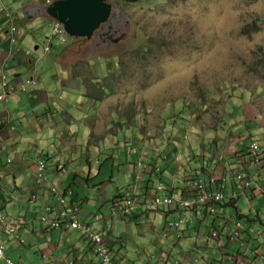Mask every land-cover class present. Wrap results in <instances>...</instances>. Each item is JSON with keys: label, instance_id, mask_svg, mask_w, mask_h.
Returning <instances> with one entry per match:
<instances>
[{"label": "rangeland", "instance_id": "1", "mask_svg": "<svg viewBox=\"0 0 264 264\" xmlns=\"http://www.w3.org/2000/svg\"><path fill=\"white\" fill-rule=\"evenodd\" d=\"M41 2L0 0V6L19 16L23 32L13 45L17 52H25L22 59L13 58L14 69L21 73L17 82H26L35 74V88L51 99L34 105L30 101L33 95L26 92L10 96L7 110L21 134L16 140L18 149L13 147L5 154V161L11 157L8 169L27 175L26 179L36 175L35 160L44 158L51 182L62 190L72 185L79 193L82 218L96 210L112 215V198L132 181L130 147L138 148L132 139L138 133L147 152L154 138L158 150L162 147L169 159L176 157L175 148L187 149L191 142L198 149L197 139L217 150L213 137L228 146L240 134L242 145L255 139L264 146V0H111L112 15L92 38L78 37L69 44L54 37L57 46L49 53L46 44L53 19L42 14L29 19L25 14L27 4ZM252 86L257 92H251ZM233 98H237V117ZM191 102L201 108L197 123L189 119ZM128 110L139 115V124L123 113ZM70 116L77 121H67ZM165 130H172L169 144L162 140ZM235 144L240 145V140ZM59 162L68 170H57ZM159 182L155 177V184ZM16 203L26 205L13 193L8 206L0 200V207L15 216ZM148 206L140 216L114 215L105 225L118 264H165L170 258L174 240L164 235V229L179 214L169 213L168 208L164 212L152 199ZM41 224L40 219H33V230L28 228L23 234L31 249L25 257L27 263L34 261L35 253L39 258L41 241H45L39 237ZM192 232L194 236L182 239V245L192 240L205 242ZM79 233L68 231L69 236L60 240ZM200 247L198 264H204L209 256ZM215 249V264H232L221 261ZM55 255L54 259L70 261L66 246ZM168 264H175L172 258Z\"/></svg>", "mask_w": 264, "mask_h": 264}, {"label": "clouds", "instance_id": "2", "mask_svg": "<svg viewBox=\"0 0 264 264\" xmlns=\"http://www.w3.org/2000/svg\"><path fill=\"white\" fill-rule=\"evenodd\" d=\"M54 1L42 0L41 5L33 6L32 4H27L25 6V14L29 19L30 16L36 15L35 17H37L40 14L53 19L51 23L52 33L48 38V44H46L47 53L51 52L54 46H57L52 41L54 37H59L64 43H72L78 37L89 39L87 36H72L63 23L48 13L47 7ZM108 2L111 3V0H108ZM112 12L113 4L111 15ZM7 13H10L11 16ZM110 29L108 25L106 28L108 35H110ZM22 36L23 32L19 24V16L9 9V7L2 4L0 6V38L6 44L7 50L5 51L6 55L4 58L0 60V110L2 111L4 109L3 112L7 113L9 112L7 107L10 96L19 92H26L33 95L31 97L33 100H38V95L41 96L42 94L38 88H35L37 84V80L34 77L35 74L31 78H28L26 82H17L20 79L19 75L21 73L16 75L17 70L13 67V58L20 60L23 58L25 52L19 50L21 52L20 55L13 48V45L21 40ZM71 37L74 39L70 40ZM66 47L68 45L61 50L59 56L63 55L62 53L67 49ZM30 61L31 63L33 62L31 57ZM37 74L39 75L38 80H42V76L38 71ZM257 84H261V82ZM252 87L253 90L251 92H257L255 89L256 86ZM79 88L81 89L82 85ZM237 89L235 88L234 91H237ZM88 93L89 89L87 96L90 99L91 96ZM252 93H250V97H252ZM94 98L100 101V98ZM256 98L261 99L259 96H256ZM50 100L49 98L48 101H45L50 103ZM236 100L237 98H233L231 103L232 107H234L233 115L235 117L238 116V104ZM196 105L197 103L191 102V105L189 103L188 106L191 113L189 119L192 123H197L199 120L197 116L201 108L196 109ZM123 113L126 114L129 120H135L139 124L137 119L139 115L136 112L132 114L128 110V112ZM176 116L178 115L176 114L173 118ZM179 117L182 118V116ZM72 119H76V116ZM129 120L125 125L129 123ZM143 120L144 118L142 119V123H144ZM120 123L124 124L121 120ZM172 125H176V121ZM141 126L143 125L140 124ZM182 127L186 128L184 125ZM142 128L144 129L143 131H146L145 126ZM17 131L19 130L9 114L7 118L1 119L0 117V187H3L6 182L8 184L15 183L16 186L11 192L12 199L14 193L17 198L24 200L26 203V205L13 204V208L17 210L15 216L10 215L8 212H3L0 207V264H50L59 259H54L55 254H60L63 250V242H65V240L61 241L60 238L65 234L68 237V231L80 232L79 235H72L73 237L70 236L66 239L72 245L74 243L78 244L79 241L86 244V247L81 245L75 247L69 257L70 262L68 264H104L100 256L95 252V245L92 242V238L87 237L84 227L69 226V221L73 218V214L69 212L70 208L76 211V218L82 224H86L94 233L103 236L112 251L115 262L118 263L117 257L113 253V248L110 243L111 240L107 236L105 226L98 225L103 219L102 211H91L85 218H82L81 212L83 209L82 204L79 203V193L72 186L62 190L57 183L54 181L51 182L47 175V163L44 158L39 157L35 160L37 172L34 178L29 176L23 179L20 176L26 177L27 175L19 174L14 169H8L7 163L13 162V159L8 157L5 161V154H9L13 147L18 149V142L16 140L18 139V133L20 131L16 133ZM171 132L172 130L164 131L162 136L163 142L169 144L171 138L168 137V133ZM213 138V142L217 144V150L207 147L206 144H203V142L197 139L200 145L198 149L191 142L187 149L175 148L176 157L169 159L162 147L158 150L159 146L154 138H151V146L147 152L146 145L142 144V135L139 133L136 134L132 139L136 141L138 148L130 147L132 153L131 159L129 158L130 164L134 167L132 181L123 192H117L115 198H112L116 202L112 205V215L110 217L113 218L114 215L119 217L126 215H132L134 217L140 216L141 211L139 208L147 203V201H149V205L152 199L153 203L158 205L159 209L162 208L164 212L167 211L165 208H168L169 213L179 214V216L175 215V218H170L164 229V235L174 240L172 251L168 253V256L173 259L175 264H193L186 261L185 251L187 249L195 250L198 241L195 240V242L187 246L180 243L184 238L193 237L194 232L192 231L196 232L197 237H204L205 242H208L206 251L209 256V261L206 260L205 264L216 263V260L213 259L216 255V247L221 254V261L223 262L230 261L232 264H264V248H262L264 243L262 242L254 246L251 242V239L262 240L264 235V229L257 227V224L263 220L262 215L264 214L263 209L260 208V206L264 207V146L259 140L255 139H252L244 145L241 144L239 147L232 145L233 143L224 146L218 142L217 137ZM237 138H241V135L239 134ZM63 139L65 140L66 138L63 136ZM254 142L259 145L256 149L257 152L252 147ZM231 146H233L232 149H230ZM154 150H157V152H153ZM133 155H136L135 159ZM152 161L155 162V168L154 165L152 166ZM201 161L204 163L198 166ZM40 162H44V170L40 168ZM226 169H228V173L223 171ZM59 170H67V167ZM43 172L44 176L42 177L41 174ZM11 176L13 177L11 178ZM155 177L160 179L158 184H155ZM19 179L21 181L20 183ZM191 181H199L203 184V188H201L200 183L195 185L193 189L196 191L205 190L211 192L213 195L220 194L221 198L203 205L196 204L195 207H186L180 203L168 205L156 202L157 197L163 196L165 192L182 191L185 195V187L187 185L190 186L189 183ZM136 185L138 186V191L135 195V207L133 210L127 211V194ZM160 186H162V190L159 188ZM153 188L156 189L154 196H152L154 192ZM76 195L79 198H76ZM256 200H258L260 206L255 203ZM7 202H5V208L8 206ZM33 206L36 210L32 209ZM65 210H68V216H63ZM198 210L202 212V216L197 215ZM34 212L39 215L33 216ZM35 218L42 221L39 227V237L45 241L44 243L41 241L42 245L38 254L39 258H37L38 256L35 253L34 261L27 263L25 257L29 255L31 249L28 248L27 239L23 234L28 228L33 230L31 225ZM181 220L185 222L180 223L179 221ZM96 222L99 223L94 225ZM171 222H179V225L177 227L172 226ZM202 225H204L203 228ZM59 232L62 235H59ZM246 234L250 238L248 241L247 236H245ZM82 240L84 241L82 242ZM213 242L216 243L213 244ZM47 247H50V249H47ZM54 249L56 253L53 251ZM79 252L82 253L81 256ZM195 254L196 252L192 256ZM91 255H94L97 259L93 260L90 258ZM170 258L165 261V264L169 263ZM192 259L196 264V259Z\"/></svg>", "mask_w": 264, "mask_h": 264}, {"label": "built area", "instance_id": "3", "mask_svg": "<svg viewBox=\"0 0 264 264\" xmlns=\"http://www.w3.org/2000/svg\"><path fill=\"white\" fill-rule=\"evenodd\" d=\"M9 16H11L10 13H7ZM258 143L254 142L252 144V147L255 149L254 151L257 152ZM40 168L42 170L45 169L44 162H40ZM42 177L44 176V172L41 174ZM200 183L201 188H203V184L199 181H191L189 184L185 187V195L182 192L179 191H172V192H165L163 196L157 197L156 202L160 204H174V203H180L181 205H184L186 207H195L196 204L203 205L212 202L213 200L220 199L221 195H213L211 192H207L205 190L202 191H196L193 189L195 185H198ZM162 190V186L159 187ZM138 191V186L136 185L131 191L127 194V211H131L134 209L136 204V198L135 195ZM194 191V192H193ZM69 212L73 214V218L69 221V226L71 227H84L86 230L85 233L87 237L92 238V242L95 245V252L100 256L101 260L104 264H117L114 260V256L112 254V251L103 238L102 235L94 233L86 224H82L77 217L76 211L72 208L69 209ZM75 213V215H74ZM198 216H202V212L200 210L197 211ZM63 216H68V210H65L63 212ZM180 223L185 222L184 220L179 221ZM179 222H171L172 226L179 225Z\"/></svg>", "mask_w": 264, "mask_h": 264}, {"label": "water", "instance_id": "4", "mask_svg": "<svg viewBox=\"0 0 264 264\" xmlns=\"http://www.w3.org/2000/svg\"><path fill=\"white\" fill-rule=\"evenodd\" d=\"M48 13L63 23L72 36L91 38L112 11L108 0H55Z\"/></svg>", "mask_w": 264, "mask_h": 264}, {"label": "crops", "instance_id": "5", "mask_svg": "<svg viewBox=\"0 0 264 264\" xmlns=\"http://www.w3.org/2000/svg\"><path fill=\"white\" fill-rule=\"evenodd\" d=\"M7 50V47H6V44H4L3 43V41L1 40V38H0V60L2 59V58H4V56L6 55V51ZM15 57V56H14ZM19 73V71L17 70V72H16V75H19L18 74ZM71 88H72V86H71ZM72 90V89H71ZM39 92L40 93H44V92H42V91H40L39 90ZM45 95H46V97L45 98H43L42 96H39L38 95V100H33L32 98L30 99V101H31V103L32 104H37V103H39V102H44L45 100L46 101H48L49 100V97H48V94L47 93H44ZM4 111V109H2V111L0 110V117H1V119L3 118H7L8 117V114H9V116L11 117V119H13V114H12V112H3ZM74 116H70L69 117V119L68 120H71L72 118H73ZM67 120V121H68ZM75 121H77V119L75 120ZM19 131H17L16 133H18ZM19 135H18V138L20 137V132L18 133ZM238 140H240V145H241V141H242V139L241 138H237L236 140H234V142H233V144L232 145H234V146H237V147H239L240 145H236L235 143L238 141ZM204 162L203 161H201L199 164H198V166H201L202 164H203ZM67 166H64L63 164H61V163H59V165H57L56 166V169L57 170H59V169H62V168H66ZM68 170V169H67ZM225 173H228L229 171H228V169H226V170H223ZM21 178H23V176H20ZM19 182H20V179H19ZM18 184V183H17ZM69 186H72V185H69ZM68 186V187H69ZM67 187V188H68ZM143 199H144V197H142ZM148 202L149 201H147V203H145V204H143L140 208H139V210L141 211V213H143L144 211H145V209H146V207H149L148 206ZM255 203L257 204V205H259V202H258V200H256L255 201ZM260 206V205H259ZM260 208H262L263 209V211H264V207H262V206H260ZM138 210V211H139ZM110 216L111 215H103V219L100 221L101 223L100 224H103V225H100L99 224V226H105V225H107V223H108V221H109V218H110ZM262 217H263V220L262 221H260L258 224H257V227H259V228H262V229H264V214L262 215ZM99 222H96V223H94V225L95 224H98ZM106 227V226H105ZM204 227V225H202V228ZM256 227V228H257ZM59 235H62L60 232H59ZM245 236H247V241L250 239L249 238V236H248V234H246ZM263 239L262 240H253V239H251V242H252V244L255 246V245H257V244H259V243H264V235H263V237H262ZM193 242H195V240H192L191 242H189L188 243V245H190L191 243H193ZM63 245L64 246H66L67 248H68V252H69V257H70V255H71V253H72V251L75 249V247L77 246V245H81V246H83V247H86V244L84 243V244H82L80 241H79V243L77 244V243H74L73 245L70 243V242H68V240H65V242H63ZM262 248H264V245H262ZM61 253V252H60ZM79 255L81 256L82 255V253H80L79 252ZM69 257H67L66 259H69ZM89 257V256H88ZM90 258H92L93 260H95V259H97L94 255H91V257ZM70 262V261H69ZM50 264H67V262H66V260L65 261H61V260H55V261H53L52 263H50Z\"/></svg>", "mask_w": 264, "mask_h": 264}, {"label": "trees", "instance_id": "6", "mask_svg": "<svg viewBox=\"0 0 264 264\" xmlns=\"http://www.w3.org/2000/svg\"><path fill=\"white\" fill-rule=\"evenodd\" d=\"M130 1H135V0H130ZM183 117V116H182ZM129 163H131L130 162V160H129ZM154 165V168H155V162L154 161H152V166ZM21 182V181H20ZM19 182V183H20ZM16 185H15V183H10V184H8L7 182L3 185V187H0V200H2V201H4V202H7V197L8 198H10V199H12V197H11V192L13 191V188L15 187ZM116 201L115 200H113V203H115ZM196 245H197V248L195 249V250H186L185 252H186V261L187 262H190V263H193V264H195L194 262H193V259L190 257V256H192L193 255V253H195L196 252V254L193 256L195 259H196V264H198V263H200L201 262V260H200V257H199V255L201 254V251H200V249H201V247L200 246H203V248L206 250V248H207V246H208V242L206 241V242H203L202 244H200L199 242L198 243H196ZM118 264V263H117ZM205 264V263H204Z\"/></svg>", "mask_w": 264, "mask_h": 264}]
</instances>
